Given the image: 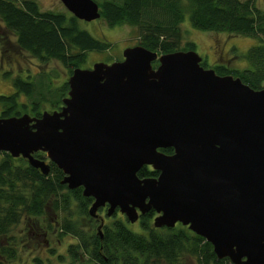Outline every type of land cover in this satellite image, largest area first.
Instances as JSON below:
<instances>
[{"label": "water", "instance_id": "water-1", "mask_svg": "<svg viewBox=\"0 0 264 264\" xmlns=\"http://www.w3.org/2000/svg\"><path fill=\"white\" fill-rule=\"evenodd\" d=\"M60 1L78 19L99 17L95 0ZM121 55L73 67L58 108L0 116V150L43 174L53 162L60 183L91 196L92 217L104 204L128 222L152 208L153 226L179 222L217 258L264 264V79L252 88L193 49L133 44ZM142 165L156 175L139 177Z\"/></svg>", "mask_w": 264, "mask_h": 264}, {"label": "trees", "instance_id": "trees-1", "mask_svg": "<svg viewBox=\"0 0 264 264\" xmlns=\"http://www.w3.org/2000/svg\"><path fill=\"white\" fill-rule=\"evenodd\" d=\"M95 1L99 17L106 24L125 23L136 27L137 44L160 53L181 49L178 47L179 25L185 16L193 27L201 30L253 36L256 42L244 54L249 66L234 69L219 63L213 69L220 74L238 76L252 88L260 87L264 79V9L254 0ZM186 45L189 46L186 49H192L193 42L187 41ZM107 46V42L80 27L79 19L70 12L40 9L34 0H0V54L9 50L25 51L41 61L58 60L71 71L84 61L87 50H102ZM2 75L9 78L13 91L0 93V116L18 115L24 111L39 115L45 92L36 89L29 78L11 76L7 72ZM66 90L67 84L63 82L54 93L55 105L61 103ZM19 93L27 100L21 101ZM160 150L169 153L172 149L167 146ZM33 154L44 157L39 150ZM48 163V171L43 174L25 158L13 157L0 150V248L6 261L14 257L16 251L8 242L13 237L5 236L6 232L22 217L39 216L50 207L65 212L58 222L57 233H69L76 238L67 245V252L77 262L183 264L185 256H193L200 264H234L227 257L217 258L210 242L186 225L151 226L152 208L137 218L145 233L128 228L127 220L123 214H117V209L110 213L106 223L101 224V235L88 230L89 226L82 228L79 219L88 214L86 209L91 196L83 195L80 186L68 188L65 183H60L61 169L51 161ZM156 173L150 165H142L136 171L139 177L155 176ZM33 260L40 262L38 258ZM0 264H3L1 260Z\"/></svg>", "mask_w": 264, "mask_h": 264}, {"label": "rangeland", "instance_id": "rangeland-1", "mask_svg": "<svg viewBox=\"0 0 264 264\" xmlns=\"http://www.w3.org/2000/svg\"><path fill=\"white\" fill-rule=\"evenodd\" d=\"M34 1L40 9L69 12L60 0ZM254 2L259 8L264 9V0H254ZM79 26L87 30L92 36L108 43V46L102 50H87L84 61L78 65L80 67H88L95 61L110 62L114 59H120L122 57L121 51L125 46L138 42L136 27L125 23L108 25L102 18L97 17L89 21L79 20ZM179 30L178 47L186 49L189 47L186 42L192 41V49L199 54L201 65L213 67L215 64L220 63L234 69L249 66L244 54L247 48L256 42L255 37L225 31L201 30L193 27L186 16L181 21ZM156 63L157 61L153 60L151 65L155 66ZM2 72H7L11 76L19 75L23 78H29L35 83L36 89H39L42 93L45 92L41 97V110H51L61 104L59 103L58 106L54 104L56 99L54 93L63 82H66V78L70 73L69 69L58 60L41 61L25 51L16 52L12 50L0 54V93H9L13 91V88L9 78L3 76ZM64 95H66V92ZM18 96L21 101L27 100L22 93H19ZM25 112L29 113V111ZM45 161H48L46 157ZM61 191H64V189ZM104 210L105 206L99 207L96 210V217L88 214L82 216L79 219L82 228L89 226L87 229L95 232L99 218L102 217L103 223H106L109 219V215H105ZM117 214L122 215L119 211H117ZM64 215L65 212L48 207L39 216L22 217L5 234V236L13 237V240H8V242L15 247V255L2 262H6V264H32L33 257H40L41 261L44 259L48 264H85L77 262L67 253V245L75 242L76 238L69 233L62 235L57 233L58 222ZM152 218H150L151 226H153ZM178 223L175 222V224ZM126 225L131 230L145 233V230L140 228L138 220L127 221ZM43 232L45 233L42 234ZM183 264L200 263L193 256H185Z\"/></svg>", "mask_w": 264, "mask_h": 264}, {"label": "flooded vegetation", "instance_id": "flooded-vegetation-1", "mask_svg": "<svg viewBox=\"0 0 264 264\" xmlns=\"http://www.w3.org/2000/svg\"><path fill=\"white\" fill-rule=\"evenodd\" d=\"M103 206H105V204L103 205ZM102 207V206H101ZM45 232H43L42 234H44ZM44 242L46 243V241L44 240ZM68 253V252H67ZM34 258H37V257H33L32 258V264H48V263H46L45 261H44V259L41 261V259H40V257L38 258V259H40V262L38 261V262H34ZM0 260L1 261H3V260H5L4 259V257H3V255H1V248H0ZM3 264H6V262H2ZM23 264H28V263H23Z\"/></svg>", "mask_w": 264, "mask_h": 264}]
</instances>
